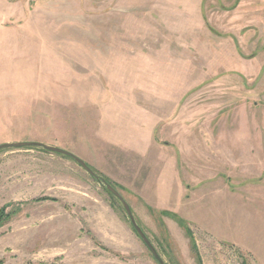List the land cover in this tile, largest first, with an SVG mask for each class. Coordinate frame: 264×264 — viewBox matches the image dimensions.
Wrapping results in <instances>:
<instances>
[{"label": "rangeland", "instance_id": "374dc122", "mask_svg": "<svg viewBox=\"0 0 264 264\" xmlns=\"http://www.w3.org/2000/svg\"><path fill=\"white\" fill-rule=\"evenodd\" d=\"M26 141L115 184L165 263L264 264V0H0V144ZM7 204L0 264H158L71 159L0 150Z\"/></svg>", "mask_w": 264, "mask_h": 264}, {"label": "water", "instance_id": "95a60500", "mask_svg": "<svg viewBox=\"0 0 264 264\" xmlns=\"http://www.w3.org/2000/svg\"><path fill=\"white\" fill-rule=\"evenodd\" d=\"M24 148H41L47 152L67 157L73 160L76 164H78L79 167L82 168L90 177L95 179L97 182L101 183V185H103V187L109 193H111L117 200H119L138 238L142 241L144 246L147 248V250L150 252V254L153 256V258L156 260L158 264H165L162 258L160 257V255L158 254L157 250L155 249V247L152 245L149 238L146 236L142 228L139 226V224L135 220L129 204L124 200L122 195L115 188H113L110 184L106 183L101 177L96 175L86 162H84L82 159L78 158L77 156H75L74 154H72L71 152L67 150H64L62 148H58V147H55L49 144L40 143V142L26 141V142H12V143L0 144V150L24 149Z\"/></svg>", "mask_w": 264, "mask_h": 264}, {"label": "trees", "instance_id": "16d2710c", "mask_svg": "<svg viewBox=\"0 0 264 264\" xmlns=\"http://www.w3.org/2000/svg\"><path fill=\"white\" fill-rule=\"evenodd\" d=\"M29 149V148H28ZM36 149H41V148H36ZM42 151H44V152H47V151H45V150H43V149H41ZM47 153H50V152H47ZM51 154H54V153H51ZM54 155H58V154H54ZM60 156V155H59ZM62 157H64V156H62ZM64 158H67V157H64ZM69 159V158H68ZM92 171L96 174V175H98L93 169H92ZM99 176V175H98ZM99 177H101L106 183H108V184H110L113 188H115L118 192H119V188L115 185V184H113V183H111L109 180H107V179H105V178H103L102 176H99ZM252 182H254V181H252ZM99 183V182H98ZM100 185H101V183H99ZM101 187L103 188V190L106 192V194L108 195V197H109V201H110V206L111 207H113V209L115 210V211H121L126 217H127V219L129 220V218H128V216L126 215V213H125V211H124V209H123V207H122V205H121V203L119 202V200H117L111 193H109L104 187H103V185H101ZM120 193V192H119ZM44 200H46V198H39V199H37L36 201H44ZM9 207V204H7L6 206H4V207H2V208H0V227L2 226V224L4 223V222H6L8 219H9V217H10V215H9V213H6V209ZM167 215H169L170 217H172L174 220H176L185 230H186V232H187V234L189 235V236H191L192 237V232L189 230V228H188V225H187V223H186V221H184L183 219H181V218H179L178 216H176V215H174V214H169V213H166ZM138 223V222H137ZM129 224H130V220H129ZM139 224V223H138ZM131 225V224H130ZM194 249H195V247H193ZM152 256V255H151ZM152 258H153V256H152ZM154 259V258H153ZM155 260V259H154ZM156 261V260H155ZM165 263V262H164ZM165 264H167V263H165ZM171 264V263H170Z\"/></svg>", "mask_w": 264, "mask_h": 264}, {"label": "crops", "instance_id": "0c3cea01", "mask_svg": "<svg viewBox=\"0 0 264 264\" xmlns=\"http://www.w3.org/2000/svg\"><path fill=\"white\" fill-rule=\"evenodd\" d=\"M167 191V190H166Z\"/></svg>", "mask_w": 264, "mask_h": 264}]
</instances>
